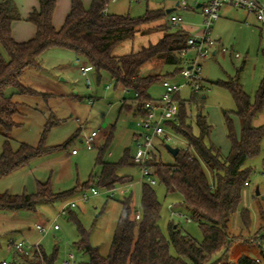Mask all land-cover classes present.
<instances>
[{"label":"trees","instance_id":"trees-1","mask_svg":"<svg viewBox=\"0 0 264 264\" xmlns=\"http://www.w3.org/2000/svg\"><path fill=\"white\" fill-rule=\"evenodd\" d=\"M56 1L39 0V7L29 17L37 27L36 36L25 42H17L12 36V23L21 18L18 7L15 0H0V132L7 137L0 156V178L63 147L45 145L50 124L46 126L37 146L21 143L18 149H13L8 139L9 134L19 126L15 117L21 113L22 103L15 96L40 95L24 83L23 74L30 68L41 67L42 56L49 49L61 47L73 51L79 60L94 68L98 82L102 80L103 73H107L116 87L131 93V102L125 100L122 108L134 112L137 107L136 117L146 114L142 105L146 100L153 99L149 88L155 81L172 79L178 73L181 74V53L186 48L189 35L184 29L165 24L160 26L164 34L157 43L125 55L112 53L115 46L134 39L142 26L163 17L165 11L147 10L144 16L136 18L124 14H106V7L111 0H93L88 9L81 0H73L65 24L57 30L53 25ZM154 60L176 66V69L164 74L142 75V67ZM204 82L198 91L190 88V99L181 97V92L176 96L178 124H170L174 132L185 139L187 146L179 148L173 164L164 163L157 153H154L151 162L157 183L164 185L167 194L181 195L189 218L198 223L203 231V240H196L174 224L169 226V235L165 236L159 224L161 204L157 192L152 184L144 182L141 217L136 218L137 211H134L131 198L123 200L109 255L102 256L97 248L88 243L84 233L80 244L89 255V260L82 264H223L229 260L234 243L241 239L240 235H232L229 223L239 210L246 183L250 182L253 169L247 163L262 151L264 125L255 126L254 120L264 111V78L254 100L237 79L217 83L231 92L237 106L234 111L224 112L230 142L225 157L218 147L208 143L213 126L203 113L205 96H200V93L205 89ZM192 105L197 108L195 119L198 134L194 133L190 123ZM236 117L241 121L239 132L235 125ZM111 140L112 135L108 136L107 144L96 160V165L101 167L97 175L98 184L107 189L130 182L132 177L120 176L118 171L123 166L134 165L131 162L134 155L130 150H126L118 162L105 160L104 154ZM262 170L264 173V160ZM93 181L94 176H91L85 186L63 192L54 191L49 181L39 183L33 193L0 192V210H35L40 203H51L79 190L87 191L94 186ZM240 214L243 225L249 227L250 210L243 207ZM172 247L176 255L171 253ZM55 260V254L50 255L41 247L40 252L34 251L30 255L15 252L14 264H54ZM227 263L260 264L248 255L239 256L235 263Z\"/></svg>","mask_w":264,"mask_h":264},{"label":"rangeland","instance_id":"rangeland-1","mask_svg":"<svg viewBox=\"0 0 264 264\" xmlns=\"http://www.w3.org/2000/svg\"><path fill=\"white\" fill-rule=\"evenodd\" d=\"M180 0H111L108 9L111 13L124 14L132 17H142L147 10L166 9L174 6ZM264 1V0H263ZM173 15L182 17L180 28L203 29V17L199 12L186 11L182 8L174 10ZM166 13L146 24V32H139L134 39L116 47L117 53L140 49L150 43L159 41L160 31L155 25L167 24L172 26L170 17ZM247 19L249 21H247ZM173 27V26H172ZM176 29V27H175ZM144 33V34H143ZM212 37L221 41L227 51L211 56L202 61L203 76L206 79L205 89L200 96H205L203 113L208 116L213 126L208 143H213L221 150L225 157L230 149L225 123V111L237 109L236 101L231 92L218 82L237 79L243 90L254 100L259 85L264 78V30L253 16L239 9L223 8L221 17L215 21ZM221 48V47H220ZM126 49V50H125ZM240 56L236 57L235 54ZM190 51L188 56H193ZM85 63L92 86H88L81 74L79 65ZM77 65L67 61L62 70L44 65V69L30 68L32 88L40 95H21L18 101L22 103L21 113L15 117L19 126L8 136L13 149H18L21 143L37 146L44 134L46 126L50 129L46 133L45 145L49 147L63 146L47 156L35 159L27 167L0 178V192L12 194L33 193L39 183H50L57 192L71 190L85 186L90 177L94 176V186L103 192L99 196L91 197L87 202L80 201L75 208H69L60 214L61 208L69 201L78 198V194L55 199L51 203H40L35 210L22 209L18 211L0 210V264H14L15 251L12 243L26 240L30 244L40 245L48 254H55L54 264H82L89 260V255L80 244L85 233L88 243L98 249L102 256H108L111 243L122 212V201L131 198L134 211L141 212L142 185L140 168L137 165H127L119 169V174H130L132 185L127 192L116 190L113 196L105 192L107 188L98 184L97 175L101 167L96 165L101 149L107 144L108 136L112 135L104 158L107 161H120L126 150L133 155L136 150L134 134L140 129L137 118L132 112L122 108L124 99L131 102V93L116 87L114 80L107 73H103L102 80L97 81L96 72L81 61ZM54 67V68H53ZM180 67V66H178ZM176 66L166 65L157 60L151 61L141 69L142 75L174 72ZM176 81L182 82L183 77L177 74ZM174 77V78H175ZM110 88H107V86ZM154 98H160L163 92L161 80L155 81L149 88ZM60 93V94H57ZM42 94L50 96L45 97ZM192 90L185 88L181 97L190 99ZM93 98L94 103H90ZM136 103L134 104V106ZM178 107V103L176 104ZM190 123L195 134L199 133L196 124L197 108L191 106ZM58 120V121H56ZM106 124V126H104ZM237 130L241 129V121L235 118ZM255 126L264 125V111L254 120ZM97 131L93 149H87L78 135L83 137ZM166 131L176 137V142H163L158 138L155 142L159 157L164 163H175L174 156L166 145L185 148V139L174 132L171 124L167 123ZM238 131V132H239ZM5 137L0 132V156L4 149ZM78 154L73 155V149ZM264 140L262 151L254 159L248 161L253 171L250 175V185L244 190L239 210L232 216L229 231L232 235H240L231 249L227 262L235 263L241 255H248L260 264H264ZM133 163V161H131ZM130 183H128L129 185ZM159 202L161 204L160 227L165 236L169 235V226L178 225L183 231L198 241L203 240V231L198 223L187 221L189 211L183 204L180 194H167L164 185L155 183ZM260 195L257 196L256 188ZM118 188V186H117ZM87 189V192H90ZM247 207L251 212V224L243 225L240 210ZM57 224L59 229H52L48 233H41L37 224ZM262 226V227H261ZM242 235V236H241ZM171 253L176 255L175 249ZM71 255L74 257L72 258Z\"/></svg>","mask_w":264,"mask_h":264},{"label":"built area","instance_id":"built-area-1","mask_svg":"<svg viewBox=\"0 0 264 264\" xmlns=\"http://www.w3.org/2000/svg\"><path fill=\"white\" fill-rule=\"evenodd\" d=\"M138 1V0H137ZM200 4V10L203 16V29L199 32L191 33L188 35L186 41V48L182 50V70L181 76L183 81L178 83L169 79L162 80V86L164 88L163 93L158 99L146 100L142 108L146 110L145 115H139L137 117V125L139 130L135 133L136 150L133 157V163L140 168V180L139 182L150 183L154 185L157 183V178L154 173L151 162L154 158V153H157L155 142L158 138H162L163 142H176V137L166 131L167 123L174 122L178 124L176 114L178 107L176 104L178 100L176 96L185 88H191L196 91L202 88L204 82L202 60L212 55L213 50L218 45V41L212 37V30L215 21L221 17V11L224 6H231L236 9L245 10L253 14L258 22L264 26V1L263 0H180L178 6L197 7ZM170 22L173 27H180L183 23L182 17L174 15L170 18ZM223 51L227 49L222 46ZM190 51H194L193 56H188ZM239 56V54H236ZM78 63L81 61L78 59ZM80 71L86 78V82L89 86H92V80L88 75V68L85 64L79 65ZM109 87V86H108ZM90 103H93V99H90ZM138 111L137 107L134 109ZM178 135V134H177ZM97 131H92L89 134L84 135L82 142L87 149H93L95 145V137ZM78 152L77 149L72 150L73 154ZM131 184L121 185L111 189H107L105 192L108 196H113L114 192L122 190L127 192ZM247 186L250 182L246 183ZM103 194L96 187H92L90 192H83L78 198H75L69 203H66L60 210L61 213H65L69 208H75L80 201L87 202L91 197L99 196ZM141 217V212L136 213V218ZM187 221L191 222V219L187 217ZM37 229L41 233H48L52 229H59L57 224H37ZM14 250L20 254L30 255L34 251L40 252V245H33L26 240H21L14 243ZM73 258L74 256L71 255ZM69 264V262H66ZM5 264V263H4Z\"/></svg>","mask_w":264,"mask_h":264},{"label":"crops","instance_id":"crops-1","mask_svg":"<svg viewBox=\"0 0 264 264\" xmlns=\"http://www.w3.org/2000/svg\"><path fill=\"white\" fill-rule=\"evenodd\" d=\"M82 1V3H83V5H84V7L85 8H90V6H91V4H92V2H93V0H81ZM139 1V0H138ZM72 2H73V0H57L56 1V8H55V11H54V15H53V25H54V27L57 29V30H60L62 27H63V25L65 24V22H66V19H67V16L70 14V12H71V10H72ZM15 3H16V5H17V7H18V10H19V13H20V19L19 20H16V21H14L13 23H12V36H13V38L17 41V42H25V41H28V40H30V39H32V38H34L35 36H36V34H37V27H36V25L34 24V23H32L30 20H29V17H30V14H31V12L34 10V9H36V8H38L39 7V0H15ZM109 5V4H108ZM168 7V8H167ZM164 8H167L166 9V11H165V9H157V10H163V11H165V14L166 13H169V14H172L171 15V17L172 16H174L173 15V11L174 10H176L177 8H182L183 10H186V11H192V12H194V13H197V12H199L200 14H201V16H202V12H201V10H200V6L198 7H193V6H188V7H182V6H178V2L172 7H170L169 5L168 6H165ZM223 8H231V9H236V8H233V7H231V6H224ZM239 10H242V9H239ZM244 12H246L247 13V16H253L254 17V19L256 20V22L259 24V26H260V28H261V31L262 30H264V26H262L259 22H258V20L256 19V17L253 15V14H251V13H249V12H247V11H245V10H243ZM222 12V11H221ZM105 13L106 14H117V13H111L110 12V10L108 9V6L106 7V10H105ZM170 17V18H171ZM203 17V16H202ZM247 21H249L248 19H247ZM162 25H165V24H161V25H155L154 27L155 28H157V27H159L158 29H160V26H162ZM172 25V24H171ZM201 26H202V24H201ZM175 28V27H174ZM178 28H180V27H178ZM180 29H184L185 31H187L188 32V34L190 35L191 33H195V32H199V31H201L202 29H200V30H198V29H193V31H192V29L191 28H187V27H182V28H180ZM147 30H149L148 28H146V25H144V26H142L141 27V31L140 32H146ZM139 33V32H138ZM137 33V34H138ZM144 34V33H143ZM163 34H164V32H162V31H160V34H159V40H160V38L163 36ZM128 41H130V40H127V41H124L123 43H126V42H128ZM218 41V45L215 47V49L213 50V52H212V55H210L209 57H211V56H218L219 54H220V52H221V50H222V48H220V47H222L221 46V44H220V42L221 41H219V40H217ZM158 42V41H157ZM156 42V43H157ZM123 43H120V44H118L117 46H119V45H121V44H123ZM150 44H155V43H150ZM117 46H115L114 47V49H113V54L114 55H125V54H129V53H131V52H134V51H139V50H141L143 47H147V46H143L142 48H140V49H137V50H135V49H133V50H131L130 52H128V51H123V53H117V52H115L116 51V47ZM126 50V49H125ZM223 51V50H222ZM227 51V50H226ZM223 52H225V51H223ZM236 54H239V53H236ZM236 54H235V56H236ZM239 56H240V54H239ZM239 56H236V57H239ZM209 57H207V58H209ZM207 58H205L204 59V61L207 59ZM78 58H77V56H76V54L73 52V51H70V50H68V49H64V48H61V47H54V48H51V49H49L43 56H42V60H41V67H39V68H36V69H39V70H41V69H44V65L46 64V63H50V66H53L54 65V67L55 68H57V69H60V70H62L63 69V67L65 66V64L64 63H66L67 61H70V62H73L74 63V65H77L78 64ZM81 61V60H80ZM203 61V60H202ZM202 63V62H201ZM83 64H85V63H83ZM53 67V68H54ZM91 69H93L94 70V68H91ZM95 71V70H94ZM82 74V73H81ZM83 75V74H82ZM30 78H31V75H30V72H29V69L28 70H26V72L23 74V81H24V83L26 84V85H28L29 87H32V83L30 82L29 83V80H30ZM168 79V78H167ZM174 79H176V77L175 78H172V79H169V80H172V81H174V82H178V81H176V80H174ZM85 80H86V78H85ZM204 85L206 84V79H204ZM161 82H162V80H161ZM87 83V82H86ZM178 83H180V82H178ZM88 85V84H87ZM89 86V85H88ZM109 86V85H108ZM107 86V88H110V86L108 87ZM163 87V86H162ZM122 90L123 91H126L125 89H123L122 88ZM163 90H164V88H163ZM127 92V91H126ZM163 93V92H162ZM57 94H60V93H57ZM162 95V94H161ZM21 95H16L15 96V99L18 101V97H20ZM91 99H93V98H91ZM153 99H158V98H154L153 97ZM126 99H124V101H125ZM93 103H94V100H93ZM124 103V102H123ZM135 109V108H134ZM133 113V115L136 117V115H135V111L134 112H132ZM138 117V116H137ZM136 117V118H137ZM210 122V121H209ZM104 126H106V124H104ZM213 130V129H212ZM93 131H96V130H93ZM239 131V130H238ZM211 134H212V132H211ZM98 135V134H97ZM211 136V135H210ZM84 137V136H83ZM83 137H81L80 135H78V138L80 139V141L82 142V139H83ZM135 137H136V134H134V141H135ZM161 139V141H163V139L162 138H160ZM136 142V141H135ZM75 149V148H74ZM73 149V150H74ZM79 152H77L76 154H78ZM135 153V152H134ZM159 152H157V154H158ZM171 153V152H170ZM73 154V153H72ZM76 154H73V155H76ZM172 154V153H171ZM134 155V154H133ZM159 155V154H158ZM173 155V154H172ZM174 156V155H173ZM133 161V160H132ZM112 162V161H111ZM132 164H134V163H132ZM135 165V164H134ZM118 174H119V172H118ZM120 176H128V177H132V175H130V174H125V175H121V174H119ZM132 180H133V177H132ZM132 180L130 181V182H127V183H125V184H128V183H130L131 184V182H132ZM125 184H117L115 187H117V186H121V185H125ZM93 187H95V186H93ZM83 192H87V191H83V190H79L76 194H78V195H80V194H82ZM142 192V191H141ZM142 194V193H141ZM39 224H43V223H39ZM175 226H177V225H175ZM51 231V230H50ZM14 243V242H13Z\"/></svg>","mask_w":264,"mask_h":264},{"label":"water","instance_id":"water-1","mask_svg":"<svg viewBox=\"0 0 264 264\" xmlns=\"http://www.w3.org/2000/svg\"><path fill=\"white\" fill-rule=\"evenodd\" d=\"M199 6H200V4L198 5V7H199ZM166 147H167L168 151L171 152L174 156H175V155L178 153V151H179V148H178V147H173V146L170 145V144H167ZM256 194H257V196L260 195V190H259L258 187L256 188Z\"/></svg>","mask_w":264,"mask_h":264}]
</instances>
